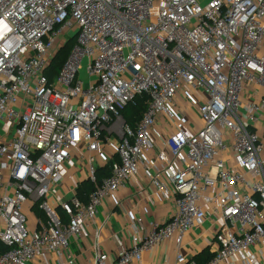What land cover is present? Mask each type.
<instances>
[{
  "label": "built area",
  "instance_id": "2783aa9c",
  "mask_svg": "<svg viewBox=\"0 0 264 264\" xmlns=\"http://www.w3.org/2000/svg\"><path fill=\"white\" fill-rule=\"evenodd\" d=\"M143 94L147 111L131 127L121 111ZM159 117L175 130L157 150ZM71 162L85 163L72 185ZM109 162L112 174L98 182ZM142 170L157 191L171 186L174 212L121 243L111 262L99 208ZM85 181L94 186L87 202L78 196ZM37 206L46 217L33 228ZM208 217L216 249L205 264H263L264 0H0V264H76L71 242L89 229L94 264H135L162 243L181 248Z\"/></svg>",
  "mask_w": 264,
  "mask_h": 264
},
{
  "label": "crops",
  "instance_id": "0c3cea01",
  "mask_svg": "<svg viewBox=\"0 0 264 264\" xmlns=\"http://www.w3.org/2000/svg\"><path fill=\"white\" fill-rule=\"evenodd\" d=\"M196 111V109L192 110L191 117L197 122L195 127H198L200 121ZM174 130V127L168 125L162 117H159L153 129L157 150L162 148L165 139ZM73 164V162L69 164L72 175L68 182L71 185L82 180L85 173V163ZM174 209L175 202L171 186L167 184L165 191H157L151 178L142 170L139 175L128 181L124 189L114 196H108L99 208L98 223L103 225L99 240L102 251L109 254L111 262L117 260L122 248L121 243H123V246H129L133 235L137 232L139 235L145 236L146 229H148L151 222L168 217L174 212ZM137 216L142 217L143 222L141 224L135 221ZM29 219L30 226L36 227L38 214L30 210ZM215 232L216 227L212 223V218L208 217L203 227L194 229L186 235L181 248H178L174 241L162 243L146 251L143 254L142 261L135 264H177L176 260L179 253H183L189 259L203 254L204 251L214 253L216 249L214 245ZM94 234L95 229H89L82 239V243L76 240L71 242L70 249L77 256L76 264H94V249L96 246ZM255 251L264 264V247L257 245ZM206 254L203 257H206ZM29 264L67 263L57 262L55 256H52L50 258L37 257ZM222 264H242V262L238 259L236 263L228 261Z\"/></svg>",
  "mask_w": 264,
  "mask_h": 264
},
{
  "label": "trees",
  "instance_id": "16d2710c",
  "mask_svg": "<svg viewBox=\"0 0 264 264\" xmlns=\"http://www.w3.org/2000/svg\"><path fill=\"white\" fill-rule=\"evenodd\" d=\"M75 45H76V38L74 37L69 38L66 44L58 51L48 72V76L50 78H53L60 72L61 68L63 67L64 63L66 62L70 52L72 51ZM149 102H150V97L146 94H143V95H138L133 102L127 104L121 111V114L124 120L126 121V123L129 124L131 127H135L137 123L142 119L144 113L147 111ZM112 166H113V162H109L104 166L98 167L97 169L98 182H102L103 179H105L106 177L112 174ZM93 189H94L93 183H91L90 181H85L80 185L78 189V196L80 197V199L87 202L88 195L93 191ZM35 210L40 217L42 218L46 217L45 214L38 208V206L35 208ZM61 215L64 218V220L67 221L68 218L63 213H61ZM6 249L7 247L2 243H0V253L4 252ZM205 254L206 257H203ZM213 256L214 253H210L209 251H204L203 254L195 256L194 260L198 264H205Z\"/></svg>",
  "mask_w": 264,
  "mask_h": 264
},
{
  "label": "rangeland",
  "instance_id": "374dc122",
  "mask_svg": "<svg viewBox=\"0 0 264 264\" xmlns=\"http://www.w3.org/2000/svg\"><path fill=\"white\" fill-rule=\"evenodd\" d=\"M201 4L204 6L205 4L208 3L209 0H200ZM74 31L70 32V35H73ZM88 59L84 58L82 61V68L80 69L79 72V77L84 80L85 83H88L90 81V79H92L89 74H88ZM196 114L198 115V112L196 111ZM96 166V165H95Z\"/></svg>",
  "mask_w": 264,
  "mask_h": 264
}]
</instances>
